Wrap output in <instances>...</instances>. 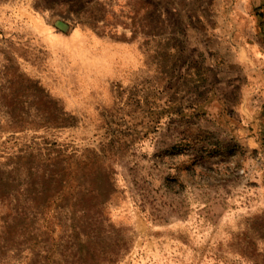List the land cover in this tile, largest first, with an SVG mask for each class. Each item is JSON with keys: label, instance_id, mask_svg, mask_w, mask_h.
Returning a JSON list of instances; mask_svg holds the SVG:
<instances>
[{"label": "rangeland", "instance_id": "rangeland-1", "mask_svg": "<svg viewBox=\"0 0 264 264\" xmlns=\"http://www.w3.org/2000/svg\"><path fill=\"white\" fill-rule=\"evenodd\" d=\"M263 54L264 0H0L11 202L29 168L115 184L89 215L52 182L0 264H264Z\"/></svg>", "mask_w": 264, "mask_h": 264}, {"label": "trees", "instance_id": "trees-1", "mask_svg": "<svg viewBox=\"0 0 264 264\" xmlns=\"http://www.w3.org/2000/svg\"><path fill=\"white\" fill-rule=\"evenodd\" d=\"M65 169L51 168L47 171L42 168H29L28 176L31 180L26 187L27 196H25L23 201L17 200L15 202H11L9 192L14 184L16 172L14 170L4 172L0 169V212H2V217L0 218V239L4 241L3 244L0 243V248L8 245L7 243L12 235L11 230L16 226L14 220H20L25 215V205L30 203L35 208H40L41 198L46 195L52 182H56L59 192L73 197L74 204L81 207L80 211L84 214L89 212L90 215L94 208H97V210L102 207L107 209L115 191L113 172L99 168H69L68 177L63 173ZM101 175L105 179L104 185L101 187L75 184L79 179H89L90 176L98 179ZM30 199L33 202H30ZM98 212L100 213L99 210ZM6 239L7 241H5Z\"/></svg>", "mask_w": 264, "mask_h": 264}, {"label": "crops", "instance_id": "crops-1", "mask_svg": "<svg viewBox=\"0 0 264 264\" xmlns=\"http://www.w3.org/2000/svg\"><path fill=\"white\" fill-rule=\"evenodd\" d=\"M240 59L242 60H250V58L247 55L240 54ZM262 60L264 62V54L262 56ZM250 66V65H249ZM251 70L248 71H254L256 70V67L254 65L251 66ZM259 77V76H257ZM261 78L259 80H256V77L252 75V85L246 88V96L244 97V100L248 103H254L255 105L262 107L264 106V74L260 76ZM247 105V104H246Z\"/></svg>", "mask_w": 264, "mask_h": 264}]
</instances>
